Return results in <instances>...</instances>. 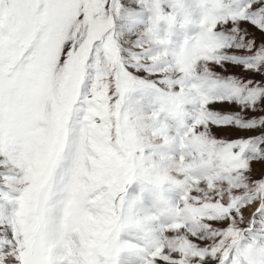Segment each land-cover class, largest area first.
Listing matches in <instances>:
<instances>
[{
	"label": "snow or ice",
	"instance_id": "snow-or-ice-1",
	"mask_svg": "<svg viewBox=\"0 0 264 264\" xmlns=\"http://www.w3.org/2000/svg\"><path fill=\"white\" fill-rule=\"evenodd\" d=\"M0 264H264V0H0Z\"/></svg>",
	"mask_w": 264,
	"mask_h": 264
},
{
	"label": "rangeland",
	"instance_id": "rangeland-1",
	"mask_svg": "<svg viewBox=\"0 0 264 264\" xmlns=\"http://www.w3.org/2000/svg\"><path fill=\"white\" fill-rule=\"evenodd\" d=\"M230 134L235 135L236 133L234 131L230 132Z\"/></svg>",
	"mask_w": 264,
	"mask_h": 264
}]
</instances>
